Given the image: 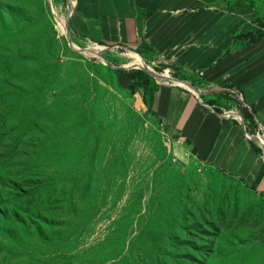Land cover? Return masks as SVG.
I'll use <instances>...</instances> for the list:
<instances>
[{"label": "rangeland", "instance_id": "obj_1", "mask_svg": "<svg viewBox=\"0 0 264 264\" xmlns=\"http://www.w3.org/2000/svg\"><path fill=\"white\" fill-rule=\"evenodd\" d=\"M241 2L264 23V0ZM68 3L0 0V262L264 264V195L184 150L116 72L203 99L200 74L78 42ZM209 103L245 119L236 92ZM154 211L155 235L139 238Z\"/></svg>", "mask_w": 264, "mask_h": 264}, {"label": "crops", "instance_id": "obj_2", "mask_svg": "<svg viewBox=\"0 0 264 264\" xmlns=\"http://www.w3.org/2000/svg\"><path fill=\"white\" fill-rule=\"evenodd\" d=\"M67 1L68 26L78 42L138 49L155 63L199 73L203 99L188 82L160 86L152 111L168 136L201 164L264 195V158L251 148V143L264 148V38L231 49L235 35L253 26L256 12L250 5L241 0ZM226 84L236 86L243 109L254 112L255 140L247 120L205 105Z\"/></svg>", "mask_w": 264, "mask_h": 264}, {"label": "trees", "instance_id": "obj_3", "mask_svg": "<svg viewBox=\"0 0 264 264\" xmlns=\"http://www.w3.org/2000/svg\"><path fill=\"white\" fill-rule=\"evenodd\" d=\"M263 38H264V23H262L260 18L256 17L253 20L252 27L235 35L231 44V49H238L241 47L248 46L250 44H257L261 42ZM125 50L133 51L141 56L144 54L142 51L138 49L136 50L125 49ZM171 69L173 70V71L171 70L173 74L175 72L176 74H179L180 72H185L177 66H172ZM116 74L118 77L122 76L123 74L126 75V78L128 80V90L131 94L142 92L143 94L148 95L152 103L153 95L160 86L154 84L152 75L149 72L140 69H129V70H118ZM180 80L187 81L185 78H181ZM223 89L230 90L236 93H238L237 91H239V89L236 86L231 84H226L223 87ZM209 105L212 104L209 103ZM244 115H245V119L251 124V128H249L248 132L250 134H255V128H257L258 122L255 120L254 112L253 111L248 112L245 110ZM251 148L256 154H259V149L255 146V144L251 143ZM239 182L242 183L241 180H239ZM157 217L158 216L156 211L152 212L148 216L147 220H145V222L140 226L139 233L137 234L139 238L141 237V235L144 234H148L150 236L155 235L154 231L151 229V226L157 220ZM101 246L102 245H100L98 249H100ZM96 249L97 247L91 250H96ZM65 259L68 260V263L66 264H81V263H75L74 261H76L77 258L73 256L66 257ZM0 264H2V262H0Z\"/></svg>", "mask_w": 264, "mask_h": 264}, {"label": "water", "instance_id": "obj_4", "mask_svg": "<svg viewBox=\"0 0 264 264\" xmlns=\"http://www.w3.org/2000/svg\"><path fill=\"white\" fill-rule=\"evenodd\" d=\"M140 70H142V69H140ZM196 93H197V92H196ZM239 119H240V118H239ZM249 137H250L251 139H254V138H253L254 136H249ZM254 140H255V139H254Z\"/></svg>", "mask_w": 264, "mask_h": 264}]
</instances>
